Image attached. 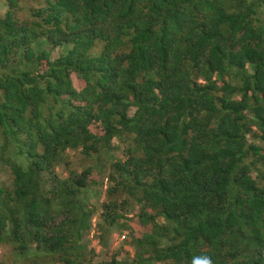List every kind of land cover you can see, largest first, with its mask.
Instances as JSON below:
<instances>
[{
    "label": "trees",
    "instance_id": "trees-1",
    "mask_svg": "<svg viewBox=\"0 0 264 264\" xmlns=\"http://www.w3.org/2000/svg\"><path fill=\"white\" fill-rule=\"evenodd\" d=\"M18 1L0 15V247L21 264H264V0H41L24 22ZM130 215L150 226L132 262H94L88 236L108 249Z\"/></svg>",
    "mask_w": 264,
    "mask_h": 264
},
{
    "label": "rangeland",
    "instance_id": "rangeland-1",
    "mask_svg": "<svg viewBox=\"0 0 264 264\" xmlns=\"http://www.w3.org/2000/svg\"><path fill=\"white\" fill-rule=\"evenodd\" d=\"M7 1L8 0H0V15H5L9 8L7 7ZM40 4L41 6V0H19L18 1V7L16 9L17 13V19L20 22H24L27 19H31V14H32V8L38 7ZM98 50L100 49V46L97 48ZM62 53L61 50L55 49L52 52L51 58L52 60L57 59L59 55ZM72 80L74 85L78 88L81 89L83 87V83L76 77V75H72ZM135 109H131L130 115L134 113ZM95 130H98L95 128ZM99 131V130H98ZM120 142V141H119ZM115 141L114 145L119 146L120 143ZM123 146V145H121ZM80 154V153H78ZM112 155L115 157H122L123 153L120 150H116L112 152ZM106 155H103L102 157L104 158ZM81 160V158H80ZM75 164L79 167V164L77 163L78 159L76 157H73V160ZM95 165L96 163H92V165ZM89 165V164H87ZM86 166V165H85ZM86 167H82L81 170H83ZM60 171V169H59ZM62 174V171H60ZM107 174H109V171L107 169L106 173H100L97 170H93L89 182H90V191H89V196H90V202L94 203H102L104 200V194L109 186V182H107L106 177ZM65 177V175H63ZM3 180H6V177L2 178ZM100 191V193H99ZM101 211L96 213V216L94 217L93 222H96V219L100 216ZM133 215H130V218H132ZM131 220V219H130ZM132 229H133V234H129V232H122L121 234L115 233L109 242V248L103 249L99 245V241L96 237L95 232L93 231L89 236L88 239L91 241V244L89 245L90 247L94 248L96 250V258H94V262L101 261L105 259L106 261H111L113 257H117L119 261H126L128 263L132 262L133 255L135 254L136 244L133 243L131 237H137V236H143L148 232V229H150V226H144L140 224V221L138 220L137 217L132 218V223H131ZM13 247H0V263L2 264H21L19 260H15L14 256L12 255Z\"/></svg>",
    "mask_w": 264,
    "mask_h": 264
},
{
    "label": "clouds",
    "instance_id": "clouds-1",
    "mask_svg": "<svg viewBox=\"0 0 264 264\" xmlns=\"http://www.w3.org/2000/svg\"><path fill=\"white\" fill-rule=\"evenodd\" d=\"M195 264H213V262H212L211 257L201 256V257L196 258Z\"/></svg>",
    "mask_w": 264,
    "mask_h": 264
}]
</instances>
